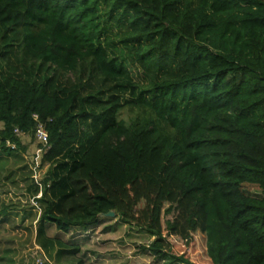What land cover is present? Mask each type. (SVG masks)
<instances>
[{
	"label": "trees",
	"instance_id": "obj_1",
	"mask_svg": "<svg viewBox=\"0 0 264 264\" xmlns=\"http://www.w3.org/2000/svg\"><path fill=\"white\" fill-rule=\"evenodd\" d=\"M0 121L2 147L42 129V160H71L43 224L113 211L164 264H200L164 229L200 234L207 264H264V0H0Z\"/></svg>",
	"mask_w": 264,
	"mask_h": 264
},
{
	"label": "rangeland",
	"instance_id": "obj_2",
	"mask_svg": "<svg viewBox=\"0 0 264 264\" xmlns=\"http://www.w3.org/2000/svg\"><path fill=\"white\" fill-rule=\"evenodd\" d=\"M133 69L136 81L144 77ZM151 114L143 108L124 106L118 118L126 123L144 121ZM0 128L2 122L0 121ZM20 145L11 150L0 145V264H164L150 252H141L154 236L135 224L122 223L115 213L97 226L75 228L65 233L41 221L44 204L41 199L54 203L62 192H67L65 177L68 165L42 160L46 142L33 134L19 136ZM78 157L73 158L72 163ZM54 187V193H52ZM249 193H259L253 184L244 186ZM138 209H144V197H137ZM165 216L161 224L164 227ZM163 235L171 252L184 254L200 264H207L202 237L193 232L191 238L176 233ZM178 264V263H174Z\"/></svg>",
	"mask_w": 264,
	"mask_h": 264
},
{
	"label": "built area",
	"instance_id": "obj_3",
	"mask_svg": "<svg viewBox=\"0 0 264 264\" xmlns=\"http://www.w3.org/2000/svg\"><path fill=\"white\" fill-rule=\"evenodd\" d=\"M14 131L17 133V134H20L19 131L17 129H14ZM37 137L41 140H45L46 139V132L42 129H39L37 131ZM10 143H7V145H9ZM12 146V145H11Z\"/></svg>",
	"mask_w": 264,
	"mask_h": 264
},
{
	"label": "water",
	"instance_id": "obj_4",
	"mask_svg": "<svg viewBox=\"0 0 264 264\" xmlns=\"http://www.w3.org/2000/svg\"><path fill=\"white\" fill-rule=\"evenodd\" d=\"M113 211H109L108 213H107V215H113Z\"/></svg>",
	"mask_w": 264,
	"mask_h": 264
}]
</instances>
